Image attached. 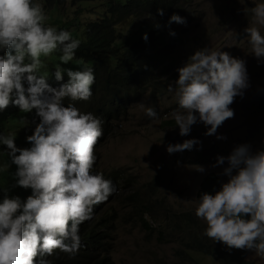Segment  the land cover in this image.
I'll return each mask as SVG.
<instances>
[{"label":"clouds","instance_id":"1","mask_svg":"<svg viewBox=\"0 0 264 264\" xmlns=\"http://www.w3.org/2000/svg\"><path fill=\"white\" fill-rule=\"evenodd\" d=\"M64 1L0 0V264H51L57 251L71 256L97 249L99 244L116 264L107 246L111 236L100 230L108 218L98 212L121 191L122 176L119 171H105L108 168L102 164L100 150L128 119L125 114L133 105L141 104L142 113L149 118L160 117L147 107L146 96L129 100L123 115L121 106L94 100L97 75L91 64L79 65L81 41L71 36L68 26L49 22L51 12L59 11ZM76 2L69 0L71 11L77 12ZM250 11L251 22L244 29L250 46L247 53L264 64V0L255 2ZM108 12L105 20L115 21L110 8ZM157 13L162 16L163 9L158 8ZM123 19L127 20L121 25L124 29L117 27L116 32L108 28L107 40L124 39V32L138 35L134 26V31L126 30L131 20ZM193 20L173 13L167 23L182 24L180 30L186 31L183 24L198 22ZM153 27L158 29L159 22L154 20ZM169 35L175 32L169 29ZM142 38L146 41L147 34ZM193 45L186 49V62L182 65V56L171 70L170 80L178 73L174 84L168 86L177 105L170 113L171 124L178 126L179 135L186 136L193 124L202 123L205 136L223 140L226 136L216 130L233 117L229 105L235 97L242 98L250 86L246 61L201 42L193 51ZM135 49L137 39H128L119 50L113 45L105 50L112 57L110 62L117 65ZM259 138L261 147L255 151L243 142L235 144L226 156L218 154L211 167L222 166L218 174L222 177L212 174L226 180L218 181L219 188L212 192H200L195 201L194 214L205 224L199 232L236 254L238 264H242V253L234 249L264 259V134ZM194 145L199 150L200 140L188 138L167 144L166 151H191ZM205 161L202 157L196 163ZM192 168L205 171L200 164ZM134 190L136 197H128L133 208L125 219L138 217L141 228L146 229L149 225L141 216L168 211L160 201L139 202L143 189ZM94 220L102 225L90 231L87 226Z\"/></svg>","mask_w":264,"mask_h":264},{"label":"rangeland","instance_id":"2","mask_svg":"<svg viewBox=\"0 0 264 264\" xmlns=\"http://www.w3.org/2000/svg\"><path fill=\"white\" fill-rule=\"evenodd\" d=\"M199 2L203 17L197 23L184 24L187 27L186 31H181L180 28L176 30L173 28L174 25H170L175 35H169L168 29L161 39L155 38L152 45L166 48L167 45L174 44L179 47L182 41L188 39L189 42H194L193 51L199 48V42L214 46L215 49L221 48L233 57L246 61L250 86L244 91L242 98L235 97L233 103L229 105L234 111L233 117L226 119L222 126L217 128L218 134L226 136L223 140L216 139L215 135L205 136L206 128L202 123L193 124L186 136L179 135L178 126H172L170 123V113L177 107L173 93L168 91L170 84L161 89L157 97L160 104L158 110H164L162 113L166 114L165 118L163 116L158 119L149 118L145 112L142 113L141 104L133 105L129 113L125 114L128 119L121 123L100 150L102 164L108 168L105 171L121 172L126 182L121 191L117 190L110 203L98 212V216L108 218L105 227L100 230L111 236L107 246L111 259L116 264H220L212 256L187 248L186 245L188 240L191 244L194 243V233L190 232L202 231L205 227L204 222L194 214L195 201L201 190V179L209 173L217 175L220 173L222 166L213 168L211 165L218 154L228 155L235 144L251 139L253 151L261 147L262 138H259V135L264 134V126L253 117L252 111L260 106L259 99L258 104L254 103L256 98H259V88L264 83V64H258L256 58L247 53L250 46L244 32L245 27L251 22L250 9L259 0H199ZM76 3L77 12L70 10L69 0L59 4V12L67 20L77 16L83 21L80 25L90 23L91 19L95 21L100 16L108 18V8L113 4L107 0H79ZM72 8H75V5ZM149 15L151 14L146 16ZM146 16L141 18V21L148 20L152 27L154 20L160 22L157 17ZM128 18L132 21L130 17ZM126 21L123 19L124 23ZM105 27L109 28L108 24H105ZM125 27L126 30L134 31L130 24ZM115 31L117 32V29ZM261 31L264 32V29ZM241 33L245 35L242 37ZM179 55L180 58L183 56V65L187 55L184 47ZM172 67L173 65L166 75L168 79ZM177 77L178 73L174 74L170 80L171 84H174ZM163 118L166 120L165 123ZM16 125L8 124L7 127ZM188 138H198L201 142L200 149L197 150L194 145L191 151L183 150L171 154L166 151L167 144L182 142ZM185 154H189L195 160H185ZM202 156H205L203 158L206 161L196 163ZM194 164L203 165L205 171L203 173L195 171L192 168ZM137 187L143 189L140 192L142 200L138 199L139 202L160 201L168 211L161 209V213L155 216L149 214L141 216L149 225L146 229L141 228L138 217H133L132 220L125 219L133 208L128 197L136 195L134 189ZM181 217L186 220L181 221L182 227L179 229L175 227L174 222H178ZM187 221H190L189 224ZM160 230H163L161 239ZM234 250L242 253V264H264V259L256 257L249 251ZM231 261L235 264V261Z\"/></svg>","mask_w":264,"mask_h":264},{"label":"trees","instance_id":"3","mask_svg":"<svg viewBox=\"0 0 264 264\" xmlns=\"http://www.w3.org/2000/svg\"><path fill=\"white\" fill-rule=\"evenodd\" d=\"M78 0H70L74 2ZM112 1L113 4L110 7L112 17L115 16V21L105 20L104 16H101V21L94 23H88L86 25H80L82 20L77 16L68 19L59 13L58 9L51 12L49 22L59 26H71L69 32L73 38L81 41V50L79 51V65L91 64L97 75V82L94 86V100L100 102H109V104H115L121 106V114H125L126 103L137 97L146 96L148 105L155 109L157 116H161L162 112L158 108L160 104L157 101L161 89H165L170 83V79L166 78V75L172 65L177 66L181 62L180 53L182 47L188 49L194 42H189L188 39L182 41L181 46L167 45L166 48H160L153 46L155 38L161 39L165 34V31L170 29V25H174L173 28L178 30L182 24L172 22L168 24V19L171 14L176 13L185 18L186 21H192L197 19L198 21L203 17V11L200 8L199 0H107ZM163 9V15L157 13V9ZM151 14L157 17L160 21V27L154 28L151 26V22L148 20L141 21V18ZM130 17L132 21L131 26H134L138 30V35L129 34L124 32V39L110 37L106 39L108 28L105 24H108L109 30L120 27L124 24L123 18ZM108 21V22H107ZM116 21H119L117 23ZM80 25V26H79ZM184 25V24H183ZM147 34V40L142 38V34ZM129 40L137 39L138 49L132 50L125 55V61L112 64L111 55L105 50L107 45H113L115 49H121ZM178 47V48H177ZM173 50V51H172ZM259 104L258 108L252 111L254 118L258 119L260 125L264 126V85L260 87L259 98H256L255 104ZM166 120L163 121L165 123ZM173 120H170L172 123ZM110 131V127L108 133ZM250 145L253 144L251 139L248 140ZM205 157V156H202ZM201 157V158H202ZM184 159L188 161H194L195 158L189 154L184 155ZM8 172V171H7ZM8 177H11L8 172ZM121 179V186L126 185L123 177ZM226 180L220 179L216 175L209 173L205 175L200 183V192H212L214 187L219 188L218 181ZM199 192V194H200ZM136 195L129 196V199H134ZM161 204L160 202H158ZM157 211H160L158 208ZM174 216V215H173ZM184 219V218H183ZM182 217L178 220L177 227L180 229V222ZM184 219L183 221H185ZM100 221H104L101 219ZM101 222L94 220L90 223L88 230L95 231L97 227L101 226ZM159 238H162V232ZM192 233V232H190ZM194 243L186 242L188 248L196 249L207 254L216 257L220 264H238L236 254L232 251L228 252L224 249L222 244L215 243L204 237L202 232H193ZM106 249L99 244L97 249H92L74 255H68L63 252H55L50 258L51 264H114L110 258L104 253ZM180 253V251H179Z\"/></svg>","mask_w":264,"mask_h":264},{"label":"crops","instance_id":"4","mask_svg":"<svg viewBox=\"0 0 264 264\" xmlns=\"http://www.w3.org/2000/svg\"><path fill=\"white\" fill-rule=\"evenodd\" d=\"M255 104V103H254ZM256 105V104H255Z\"/></svg>","mask_w":264,"mask_h":264}]
</instances>
